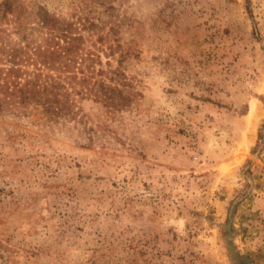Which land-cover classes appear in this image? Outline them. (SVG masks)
Returning a JSON list of instances; mask_svg holds the SVG:
<instances>
[{"label":"rangeland","instance_id":"rangeland-1","mask_svg":"<svg viewBox=\"0 0 264 264\" xmlns=\"http://www.w3.org/2000/svg\"><path fill=\"white\" fill-rule=\"evenodd\" d=\"M42 12L124 106L0 111V264H264V0H0V29Z\"/></svg>","mask_w":264,"mask_h":264},{"label":"trees","instance_id":"trees-1","mask_svg":"<svg viewBox=\"0 0 264 264\" xmlns=\"http://www.w3.org/2000/svg\"><path fill=\"white\" fill-rule=\"evenodd\" d=\"M11 12V5L5 3L1 19ZM38 17L44 38L33 46L12 44L0 29V111L5 106H36L47 117L59 120L70 116L75 97L93 98L105 107H123L117 100H122L119 90L95 78L102 73L95 72L98 56L83 51L75 24L46 12Z\"/></svg>","mask_w":264,"mask_h":264},{"label":"bare ground","instance_id":"bare-ground-1","mask_svg":"<svg viewBox=\"0 0 264 264\" xmlns=\"http://www.w3.org/2000/svg\"><path fill=\"white\" fill-rule=\"evenodd\" d=\"M259 116H260L259 106H258L256 101H252L251 109L247 113V115H245V117H244V121H245V124H246L248 130H250V131L253 130V127H255L256 122L259 119Z\"/></svg>","mask_w":264,"mask_h":264}]
</instances>
